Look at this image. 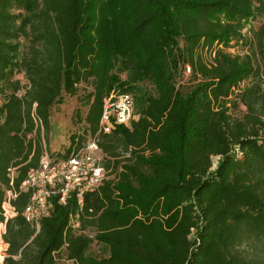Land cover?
Listing matches in <instances>:
<instances>
[{
    "label": "trees",
    "instance_id": "obj_1",
    "mask_svg": "<svg viewBox=\"0 0 264 264\" xmlns=\"http://www.w3.org/2000/svg\"><path fill=\"white\" fill-rule=\"evenodd\" d=\"M82 84L80 132L51 158L98 131L112 90L137 119L99 133L105 178L36 230L19 186ZM10 181L3 264H264V0H0V203Z\"/></svg>",
    "mask_w": 264,
    "mask_h": 264
},
{
    "label": "built area",
    "instance_id": "obj_2",
    "mask_svg": "<svg viewBox=\"0 0 264 264\" xmlns=\"http://www.w3.org/2000/svg\"><path fill=\"white\" fill-rule=\"evenodd\" d=\"M184 72L185 74L190 72L189 66H185ZM244 84V81L241 82L239 89ZM136 119L131 94L112 91L104 97L98 131L93 136L71 147L65 157L51 158L44 154L38 167L28 171L25 180L19 186V190L31 192L29 201L21 211L24 220L38 230L39 221L48 213L53 199L65 204L70 197H74L77 204L82 206L85 193L97 188L106 176V170L102 165L103 154L99 147V133H109L116 125L129 126L131 121ZM236 152L241 156L238 149ZM18 193L10 181L0 203V264L8 257V243L5 242L4 235L8 221L18 214L14 205ZM75 225L77 223H73V226Z\"/></svg>",
    "mask_w": 264,
    "mask_h": 264
},
{
    "label": "rangeland",
    "instance_id": "obj_3",
    "mask_svg": "<svg viewBox=\"0 0 264 264\" xmlns=\"http://www.w3.org/2000/svg\"><path fill=\"white\" fill-rule=\"evenodd\" d=\"M23 44V43H22ZM234 51V50H233ZM124 77V74H121ZM23 86L27 84L22 74L18 75ZM91 88L89 86L80 85L75 95H63L61 99L55 102L49 109L50 131L47 141H43L44 154H64L70 146V135L78 134L81 129V117L87 108L86 96ZM114 93H121L118 90H112ZM111 91V92H112ZM22 92V91H21ZM110 92V93H111ZM76 112L78 114L76 115ZM213 166L216 167L217 158H213ZM87 234H92L86 231ZM91 254L100 255L102 248L93 243L89 249ZM241 251L245 255H250L253 251L252 245L241 246ZM55 264H71L65 257V251L62 249L54 255Z\"/></svg>",
    "mask_w": 264,
    "mask_h": 264
}]
</instances>
